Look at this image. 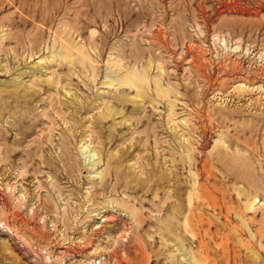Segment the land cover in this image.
I'll return each instance as SVG.
<instances>
[{
	"label": "rangeland",
	"instance_id": "1",
	"mask_svg": "<svg viewBox=\"0 0 264 264\" xmlns=\"http://www.w3.org/2000/svg\"><path fill=\"white\" fill-rule=\"evenodd\" d=\"M0 264H264V0H0Z\"/></svg>",
	"mask_w": 264,
	"mask_h": 264
}]
</instances>
